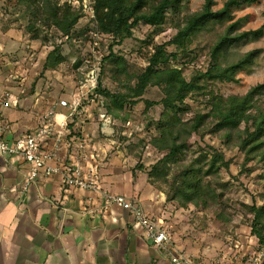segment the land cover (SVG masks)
<instances>
[{"label": "trees", "instance_id": "trees-1", "mask_svg": "<svg viewBox=\"0 0 264 264\" xmlns=\"http://www.w3.org/2000/svg\"><path fill=\"white\" fill-rule=\"evenodd\" d=\"M187 2L76 0L73 5L70 0H6L0 10L6 29L20 30L30 40L53 46L43 72L56 71L66 61L61 54L63 43L58 42L61 39L74 46L94 42L100 35L109 37L108 51L99 69L112 65L109 78L119 90L112 92L104 87L100 71L95 94L106 116L120 124L119 131L130 121L131 111L126 108L131 110L143 103L145 127L157 132L147 146L161 155L146 172L147 184L164 195L165 206L176 204L180 209L192 207L195 211L215 209L218 237L225 238L244 226L264 247V174L260 176L262 204L255 199L250 205L234 203L225 197L229 184L216 181L222 172H229L232 159H226L221 149H206L197 143V155H189L194 135L199 141L206 136L218 137L223 139L224 147L232 145L244 155V169L247 163L256 162L263 164L264 171V82L242 95L215 91L217 83H237V74L254 62L257 51L232 61L227 55L239 43L261 37V29L238 32L242 19L233 21V9L259 5L261 0H226L219 10L214 9V0H204L202 7L191 14L183 12ZM82 20L87 23L79 27ZM139 26L146 28L143 45L150 48L144 65L113 51L131 39ZM169 28L175 30L172 38L155 44V39ZM209 33L213 38L206 40ZM92 62L89 58L86 67H92ZM80 66L78 59L73 69ZM88 71H83L79 83ZM152 90L158 92L157 100L145 98ZM154 107H161L158 120L150 114ZM144 169L140 162L132 172Z\"/></svg>", "mask_w": 264, "mask_h": 264}, {"label": "rangeland", "instance_id": "rangeland-1", "mask_svg": "<svg viewBox=\"0 0 264 264\" xmlns=\"http://www.w3.org/2000/svg\"><path fill=\"white\" fill-rule=\"evenodd\" d=\"M64 1V0H62ZM75 1V2H74ZM226 0H214V9L222 8ZM6 0H0V7ZM12 4L14 1L11 2ZM73 5L76 0H70ZM204 0H188L183 12L191 14L198 11ZM234 20L242 19L238 32L250 30H262L260 38H249L245 42L230 49L228 61L236 60L239 56L249 51H257L254 62L237 74V83H217L215 91L223 95H242L250 87L264 82V0L259 5H243L233 9ZM0 10V94L9 92L11 103L16 102L17 108H3L0 111L3 116L10 121L22 118L32 119L38 126L42 115H34L33 118L28 112L38 110L44 112L49 105H54L57 99L63 97L69 99L76 93L83 71L91 68L100 67L101 59L107 54L109 37H96L94 42L86 44H75L71 46L61 39V54L66 61L59 66L56 71L43 72V65L46 56L53 50L51 44L43 46L40 41L30 40L29 36L17 29H6L1 19L3 18ZM22 20V19H21ZM87 23L82 20L78 26L83 27ZM146 28L139 26L133 31V37L126 40L121 47H115L114 52L120 56H126L137 65H144V57L149 52L144 47V33ZM175 34L172 28L164 31L155 39V44L168 42ZM212 34H207L206 40L212 39ZM169 50L171 48H168ZM141 51V52H140ZM140 52V53H139ZM89 58L93 61L92 67H86ZM81 59L79 69H73V64ZM205 61L202 60V65ZM112 65H107L103 70L102 82L112 92L119 90L118 84L110 80ZM148 100H157L159 94L152 90L146 96ZM95 102V101H94ZM189 103V102H188ZM191 104V103H189ZM92 105V104H91ZM192 105V104H191ZM193 106V105H192ZM89 107V108H88ZM89 109L90 120L85 121L83 135L89 137L91 145L94 147L98 157L101 170L107 177H115L118 186L115 185L114 193L122 189L123 194L130 195L132 187L127 188V164L136 166L141 161L145 165L154 164L161 155L154 149L147 146L149 138L156 135V130L151 127L146 129L145 122L141 117L144 109L143 103L138 104L130 112V121L119 131L120 124L114 122L110 116H106L105 109L100 106V102L86 106ZM161 107H154L150 110L151 116L158 120ZM189 117V116H187ZM33 123H31V126ZM35 127V126H34ZM33 127V128H34ZM221 138L208 137L204 141L194 135L190 140L192 145L189 155L195 157L196 145L201 147L221 149L226 159H232L229 172H222L216 181L228 183V188L224 191L225 197L234 203H244L250 205L255 199L257 204H262L259 194H262L263 181L260 176L264 174L263 164L249 162L244 169V155L239 153L231 145L226 148L222 145ZM145 158V159H144ZM110 173L114 175L112 176ZM102 188H108V184H101ZM107 189V190H108ZM167 212V213H166ZM166 219L163 220V227L172 237L171 245L176 252L183 253L191 257L196 264H230L240 262L242 258L253 252L256 246V239L250 234L248 227L240 226L232 230L231 234L225 238L218 237L215 209L208 211H195L192 207L180 209L176 204H169L166 208ZM238 223V219L235 218Z\"/></svg>", "mask_w": 264, "mask_h": 264}, {"label": "crops", "instance_id": "crops-1", "mask_svg": "<svg viewBox=\"0 0 264 264\" xmlns=\"http://www.w3.org/2000/svg\"><path fill=\"white\" fill-rule=\"evenodd\" d=\"M23 117L10 121L0 111L13 138L43 121L37 126ZM141 163L145 169L134 173L127 164L130 195L122 189L114 193L118 180L99 166L101 184L110 186L102 189L141 202L150 218L163 221L164 195L147 184L150 165ZM27 172L26 164L0 157V264H171L177 249L150 245L131 212L115 206L103 210L99 195L91 198L87 191L63 186L59 176L39 178L22 193Z\"/></svg>", "mask_w": 264, "mask_h": 264}, {"label": "built area", "instance_id": "built-area-1", "mask_svg": "<svg viewBox=\"0 0 264 264\" xmlns=\"http://www.w3.org/2000/svg\"><path fill=\"white\" fill-rule=\"evenodd\" d=\"M99 72V67L86 72L84 81L69 99H57L43 113L33 110V113L43 118L41 125L33 131L13 138L9 124L0 120V157L28 166L21 187L22 193H26L29 186L39 178L59 176L63 186L87 191L93 195L91 198L99 195L103 210L115 206L131 212L147 242L157 248H165L171 244L172 237L163 227L161 219L150 218L141 202L110 193L100 186L97 154L89 137L83 135L85 121L91 118L89 107L86 106L99 102L95 94ZM17 104L11 103L9 92L0 94V107L11 108ZM171 264L196 263L191 257L174 252ZM230 264H264V247L256 242L252 253L240 262Z\"/></svg>", "mask_w": 264, "mask_h": 264}]
</instances>
